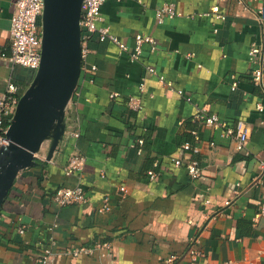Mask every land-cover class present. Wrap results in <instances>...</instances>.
Listing matches in <instances>:
<instances>
[{"label":"crops","instance_id":"1","mask_svg":"<svg viewBox=\"0 0 264 264\" xmlns=\"http://www.w3.org/2000/svg\"><path fill=\"white\" fill-rule=\"evenodd\" d=\"M14 1L0 0V96L9 82L22 95L33 78L10 61ZM167 2L182 15L160 24L155 12ZM215 7L224 20L199 16ZM263 8L264 0H107L100 25L131 50L136 34L152 36L155 49L145 44L141 59L131 61L112 41L93 36L90 61L97 72L92 83L79 82L77 123L52 161L37 159L18 174L0 208V264H37L52 240L48 264H167L185 252L203 215L217 209L194 264H264V217L254 220L264 202V88L251 81L247 55L253 43L264 55ZM148 65L175 90L148 74ZM130 96L141 99L143 111L130 108ZM199 109L225 126L195 124ZM240 120L250 126L243 150L228 133ZM139 137L146 138L141 152L132 147ZM184 143L198 151L183 149ZM73 153L85 157L82 179L65 174ZM173 158L199 161L201 176L192 179ZM77 183L86 190L85 204L53 201L55 190ZM106 196L111 210L99 212ZM98 242L108 246L93 255L67 253ZM175 264L192 263L187 257Z\"/></svg>","mask_w":264,"mask_h":264},{"label":"built area","instance_id":"2","mask_svg":"<svg viewBox=\"0 0 264 264\" xmlns=\"http://www.w3.org/2000/svg\"><path fill=\"white\" fill-rule=\"evenodd\" d=\"M107 0H84L82 4V13L80 26L82 30V73L81 79L84 82L92 83L94 81V74L97 72V65L90 61V55L92 49L90 42L96 34L101 41L110 40L115 43L120 51L128 52L131 61H138L141 59L143 48L145 44H149L152 49H155L156 41L152 36L144 35L141 33L135 36V45L131 50L125 43L119 40L113 35L108 27L101 26L102 21L101 9ZM13 15L11 19L10 37H11V56L10 61L15 65H19L25 68L35 75L41 62L42 52V14L44 9V0H15L14 1ZM260 20H264V8L259 11ZM182 13L177 9L174 2L164 3L155 12V17L160 24H163L167 20L175 19L181 16ZM214 16L218 20H224L225 15L219 12L218 7L213 8L211 12H205L199 14L200 17ZM248 59L253 65L250 72L251 81L262 88H264V55L263 46L252 44L248 53ZM147 73L150 75L158 76L159 80L163 82L171 90H175L172 82H166L164 77L161 76L155 67L146 66ZM238 83L236 80L232 83V88H237ZM143 88V84H141ZM177 93L183 94L182 90H177ZM117 94H111V97H115ZM20 96L18 94L17 86L9 82L5 92L0 96V148L9 144V139L6 136L8 126L15 113L16 106L19 102ZM79 97L78 89L74 95V102ZM190 100V98H187ZM130 108L141 112L144 110V105L139 97L130 96L129 98ZM261 108V107H260ZM193 122L199 126H206L213 129H219L225 126L224 122L220 120L217 114H207L206 110L199 109L194 115ZM235 133L237 140V149H246L250 126L245 121L240 120L237 122L235 130H228V133ZM75 137L80 136V129L76 128L73 133ZM198 139V133L194 132ZM144 138L139 137L133 142L132 147L139 152L142 151L144 145ZM182 148L185 150L198 151L197 146H193L191 143H184ZM37 159L45 160V156L42 154L36 155ZM176 168L185 167L190 177L194 180L201 176V165L197 160L183 162L179 158L172 159ZM85 164V157L81 154L73 153L69 156L65 166V174L68 177H76L82 179L83 167ZM261 175L264 176V161L261 164ZM259 176V178H260ZM150 178L154 180L156 175L154 172H150ZM121 191L125 192L126 188L122 186ZM53 201L59 206H70L74 204H85L88 201L86 190L84 187L77 183L73 186H63L55 190L52 195ZM206 206L211 205V200L206 199L204 201ZM231 202L226 201L225 205H229ZM99 212H108L111 210L109 197L106 196L103 199V205L98 209ZM219 210L212 212H206L203 215V221L196 227V232L190 239L188 246L182 254L173 255L167 259V264H175L180 262L184 258L189 257L190 262L194 264L197 262L203 254L197 250L196 245L200 242L201 236L211 222L216 218ZM264 217V202L259 206L256 218ZM19 234H24L25 229L21 227L18 229ZM56 247V242L52 240L51 244L46 246L41 255L37 259V264H48L51 255L54 253L53 247ZM108 245L106 243H95L93 245H79L70 249L67 253L71 256L78 257L81 255H93L97 250L104 249ZM264 254V251H263Z\"/></svg>","mask_w":264,"mask_h":264},{"label":"water","instance_id":"3","mask_svg":"<svg viewBox=\"0 0 264 264\" xmlns=\"http://www.w3.org/2000/svg\"><path fill=\"white\" fill-rule=\"evenodd\" d=\"M83 1L44 0L41 62L8 126L9 144L0 148V208L18 174L37 164V154L52 161L78 121Z\"/></svg>","mask_w":264,"mask_h":264},{"label":"trees","instance_id":"4","mask_svg":"<svg viewBox=\"0 0 264 264\" xmlns=\"http://www.w3.org/2000/svg\"><path fill=\"white\" fill-rule=\"evenodd\" d=\"M145 142H144V145L143 146H145V144H146V138H145V140H144Z\"/></svg>","mask_w":264,"mask_h":264}]
</instances>
